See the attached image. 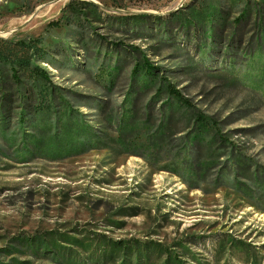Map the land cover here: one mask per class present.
I'll return each mask as SVG.
<instances>
[{
    "label": "rangeland",
    "instance_id": "374dc122",
    "mask_svg": "<svg viewBox=\"0 0 264 264\" xmlns=\"http://www.w3.org/2000/svg\"><path fill=\"white\" fill-rule=\"evenodd\" d=\"M117 241L264 264V0H0V264Z\"/></svg>",
    "mask_w": 264,
    "mask_h": 264
},
{
    "label": "trees",
    "instance_id": "16d2710c",
    "mask_svg": "<svg viewBox=\"0 0 264 264\" xmlns=\"http://www.w3.org/2000/svg\"><path fill=\"white\" fill-rule=\"evenodd\" d=\"M238 25L239 27L244 25L242 19L238 20ZM245 34L246 33L239 35V30L237 29V32L234 33L231 38L233 39V42L236 41L237 39H239V41L241 42L243 39L242 37H244ZM211 38H214V34L211 35ZM144 70L146 71L145 73L148 74V77L153 78L154 70L149 63H147V65L144 67ZM167 84L168 85L166 87V90H168V93L172 98H174L178 103L180 102L183 106L192 107L190 106L188 99L185 98L180 91L176 90L175 87L172 86L171 84L169 83ZM124 243L125 242L122 241H117L115 243L111 242L106 247L101 249V252H103L101 254L102 260L99 261L98 264H108L113 260L116 261V259L119 258L121 254L125 255L124 257H126L127 254L130 253L132 254L134 252H136V258H138L139 262L142 261L143 259L146 262H151L152 256H154L156 253H160L163 251V247L160 244L154 242H152L149 246L144 247L143 250L139 249L137 245H134V248H131L130 246L127 245L125 246ZM167 257H168L167 262L169 261L171 264H180L176 261V259L173 260L170 255H167Z\"/></svg>",
    "mask_w": 264,
    "mask_h": 264
}]
</instances>
